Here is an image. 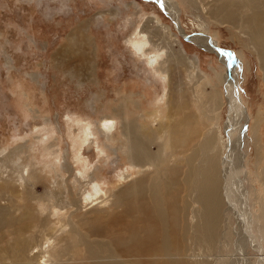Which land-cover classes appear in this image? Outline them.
<instances>
[{
    "label": "bare ground",
    "instance_id": "bare-ground-1",
    "mask_svg": "<svg viewBox=\"0 0 264 264\" xmlns=\"http://www.w3.org/2000/svg\"><path fill=\"white\" fill-rule=\"evenodd\" d=\"M155 1L182 33L180 4L175 0ZM192 2L215 22L240 30L255 48L264 70V0ZM116 15L117 12L113 16ZM202 25L206 26L201 24L200 28ZM85 31L82 23L76 27L68 35L69 47L85 42ZM201 33L192 36L193 40L209 51L222 53L223 62L230 64L233 54L218 48L213 37ZM172 37L169 26L152 15L144 17L126 37V45L134 56L139 59L144 56L153 71L166 77L167 84L158 103L167 106V113L162 114L159 108L157 114L150 113L153 116L150 124L141 126L132 117H126L125 101L112 108L113 114L101 116L98 126L90 119L86 121L88 116L85 119L79 116L75 121L80 130L78 140H72L74 162L79 166L72 165L71 154L65 151L61 172L51 164L53 168L49 171L56 175L46 194L36 195L32 189L38 180L35 170L43 172L46 166L26 161L9 170L16 153L6 148L0 150V264H264V200L260 201L262 213L255 215L258 197L255 200L251 196L247 186L249 173L238 152L241 150L243 159L242 145L252 134L260 163L264 155L261 137L264 116L259 113L253 119L241 104L236 66L230 69L227 81L225 74L220 75L222 83H228L227 101L217 89L200 101L197 94L202 90L200 85L196 93L190 94V104L196 109L202 105L206 110L197 117L182 115L178 109L193 88L187 78L196 77L202 84L207 79L180 71L181 59L186 60L183 51L179 53L171 45L175 41ZM149 43L154 48L145 50ZM69 47L63 55L55 54L52 62L77 76V69L69 68L65 57L77 48ZM162 50L168 56L161 61ZM87 75H95L94 66ZM225 102L229 107L226 131L230 150L223 165L224 156L213 151L217 141L213 131ZM117 117L121 121L120 132ZM212 120L216 121L210 128ZM100 135L106 146L114 148V154L124 153L128 165L106 189L101 185L103 174L92 170L93 163L86 160L83 151L92 136ZM55 142L45 147L50 155L57 153L53 151ZM99 147V153L106 152L102 145ZM19 149L30 150L26 142L18 144L15 150ZM136 168L137 173L133 171ZM260 171L264 176V170ZM7 191L18 196L26 191L34 197L49 199L46 205L32 207L23 203L18 208L2 201ZM35 227L39 228L38 233L32 230ZM200 250L201 256L196 257Z\"/></svg>",
    "mask_w": 264,
    "mask_h": 264
},
{
    "label": "rangeland",
    "instance_id": "rangeland-1",
    "mask_svg": "<svg viewBox=\"0 0 264 264\" xmlns=\"http://www.w3.org/2000/svg\"><path fill=\"white\" fill-rule=\"evenodd\" d=\"M175 1L182 10L179 28L182 27L183 34L155 0H0V150L6 148L16 153L15 163H10L7 168L9 170L15 164L22 165L26 161H35L39 167L46 166L43 172L38 169L34 172L38 177L35 186H32L36 195L49 192L56 175L49 169L55 165L60 170L66 152L71 154L69 159L72 165L79 166V163L74 162L72 153V140L77 141L80 132L75 122L79 116L84 119L88 116L86 121L90 119L98 126L101 116L113 114L112 108L125 101L126 117H132L141 126L150 124L153 117L151 112L157 114L162 109V114L167 113V106L158 103L167 84L166 77L153 71L144 56L142 59L135 57L126 45V37L144 17L155 16L169 26L172 38H175L171 45H174L177 52L183 51L188 62L181 59V72H186L185 75H201L207 79L206 84H202L200 80L197 82L196 77L191 80L187 78L189 86L193 85V88L188 90L187 101L178 109L182 115L193 114L197 117L206 110L202 105L196 109L190 104V94L196 93L200 85H203L197 93L200 101L202 96H208L213 89L224 94L227 101L228 83L223 84L220 75L225 74L227 81L231 77L230 69L232 71L233 66H236L234 69L239 76L236 87L241 104L253 119L259 113L264 116V70L255 48L245 40L240 30L227 23L215 22L202 12L198 4L193 5L192 0ZM116 12L117 15L113 16ZM81 23L85 25L86 35H83L87 40L69 47L68 35ZM201 24L206 26L200 28ZM200 33L213 37L218 42V48L232 53V65L223 62L220 57L222 53L209 51L195 42L192 36ZM148 45L145 50L154 48L153 44ZM68 47L77 48L65 56L69 68L77 69V76L64 72L52 62L55 54L63 55ZM162 51L161 61L168 56L165 50ZM192 64L196 66L195 70ZM92 66L95 75L88 76ZM218 116L220 119L213 131L217 139L213 151L224 156V165L230 150L227 148L230 140L226 131L229 117L227 102ZM117 118V130L120 132L121 121L120 117ZM215 121L210 122V128ZM262 125L264 147V120ZM247 140L242 145L245 151L243 159L241 150L238 152L241 163L245 162V169L249 173L247 186L251 196L259 200L254 205L255 215H260L263 211L260 201L264 200V176L260 171L264 170V155L260 163H257L252 134ZM53 141H56L53 151L56 150L58 154L50 155L46 148ZM25 142L30 150H15L18 144ZM105 143L101 135L97 138L92 136L83 151L86 160L93 163L92 170L103 174L101 185L106 189L118 180L119 173L128 165L124 153L119 151L114 154V148ZM99 145L105 148V153H99ZM133 171L137 173L138 169ZM48 199L34 197L26 191L21 196L7 191L2 201L16 204L20 208L23 203L32 207H39L40 203L46 205ZM237 222L245 227L243 221L237 219ZM32 230L39 232L37 227ZM202 251H198L195 256L200 257Z\"/></svg>",
    "mask_w": 264,
    "mask_h": 264
}]
</instances>
